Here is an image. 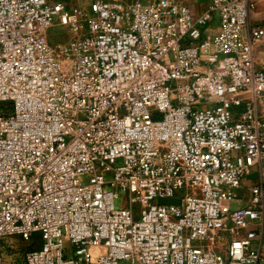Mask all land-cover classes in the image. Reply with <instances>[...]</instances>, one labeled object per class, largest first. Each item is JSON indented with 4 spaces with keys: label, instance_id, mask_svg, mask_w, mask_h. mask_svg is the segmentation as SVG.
I'll return each mask as SVG.
<instances>
[{
    "label": "built area",
    "instance_id": "2783aa9c",
    "mask_svg": "<svg viewBox=\"0 0 264 264\" xmlns=\"http://www.w3.org/2000/svg\"><path fill=\"white\" fill-rule=\"evenodd\" d=\"M256 1L0 0V243L37 235L22 264H256Z\"/></svg>",
    "mask_w": 264,
    "mask_h": 264
},
{
    "label": "crops",
    "instance_id": "0c3cea01",
    "mask_svg": "<svg viewBox=\"0 0 264 264\" xmlns=\"http://www.w3.org/2000/svg\"><path fill=\"white\" fill-rule=\"evenodd\" d=\"M186 4L193 13L199 14L205 10L207 6V0H179ZM248 25L258 26L261 31L260 40L253 46V59L257 67H264V0H257L249 11ZM217 18L214 17L211 25L208 27V32L213 33L217 29ZM255 110L257 112L259 120L264 119V96L256 101ZM264 132V129H263ZM264 166V161H263ZM257 178V169L245 177L242 181V188L240 189L241 199L234 205H244L248 199L249 192L248 187ZM254 228L258 230V235L253 239L249 253L257 254L258 260L256 264H264V225L263 227L259 224L254 225Z\"/></svg>",
    "mask_w": 264,
    "mask_h": 264
},
{
    "label": "rangeland",
    "instance_id": "374dc122",
    "mask_svg": "<svg viewBox=\"0 0 264 264\" xmlns=\"http://www.w3.org/2000/svg\"><path fill=\"white\" fill-rule=\"evenodd\" d=\"M47 38L49 44L54 46V44L58 42L68 40L70 38V34L64 27L53 26L47 31ZM137 208V205H134L135 211H137ZM39 244L40 242L37 240V235H34V239H31L30 242H24L17 236L6 238L0 243V253L8 264H22L24 251L29 249L30 246L37 247Z\"/></svg>",
    "mask_w": 264,
    "mask_h": 264
},
{
    "label": "trees",
    "instance_id": "16d2710c",
    "mask_svg": "<svg viewBox=\"0 0 264 264\" xmlns=\"http://www.w3.org/2000/svg\"><path fill=\"white\" fill-rule=\"evenodd\" d=\"M32 239H34V235H33V238H32ZM37 240H38V236H37ZM39 245H40V244H39ZM39 245H38L37 247H39ZM34 247H36V246H34ZM30 248H32V246H30L29 249H30ZM27 250H28V249H27Z\"/></svg>",
    "mask_w": 264,
    "mask_h": 264
}]
</instances>
